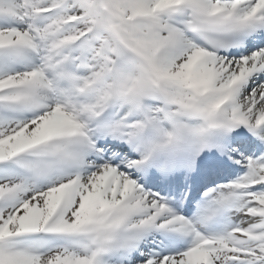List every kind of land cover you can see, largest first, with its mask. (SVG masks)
<instances>
[{
	"label": "snow or ice",
	"instance_id": "snow-or-ice-1",
	"mask_svg": "<svg viewBox=\"0 0 264 264\" xmlns=\"http://www.w3.org/2000/svg\"><path fill=\"white\" fill-rule=\"evenodd\" d=\"M0 264H264V0H0Z\"/></svg>",
	"mask_w": 264,
	"mask_h": 264
}]
</instances>
